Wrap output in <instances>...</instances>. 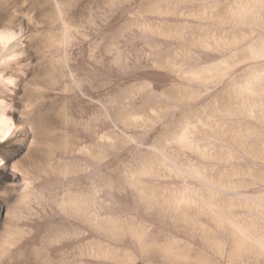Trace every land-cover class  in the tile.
I'll use <instances>...</instances> for the list:
<instances>
[{
  "label": "bare ground",
  "instance_id": "6f19581e",
  "mask_svg": "<svg viewBox=\"0 0 264 264\" xmlns=\"http://www.w3.org/2000/svg\"><path fill=\"white\" fill-rule=\"evenodd\" d=\"M0 264H264V0H0Z\"/></svg>",
  "mask_w": 264,
  "mask_h": 264
},
{
  "label": "clouds",
  "instance_id": "9594fccd",
  "mask_svg": "<svg viewBox=\"0 0 264 264\" xmlns=\"http://www.w3.org/2000/svg\"><path fill=\"white\" fill-rule=\"evenodd\" d=\"M16 37L10 33L6 32L4 30H0V57H4L5 59H11L10 56H5V53L7 52L8 45L15 39Z\"/></svg>",
  "mask_w": 264,
  "mask_h": 264
},
{
  "label": "rangeland",
  "instance_id": "374dc122",
  "mask_svg": "<svg viewBox=\"0 0 264 264\" xmlns=\"http://www.w3.org/2000/svg\"><path fill=\"white\" fill-rule=\"evenodd\" d=\"M0 147L3 149V151L10 152L12 150L17 149L19 146H17L13 141H8L7 139H4L0 141ZM4 173L5 172L0 165V180L2 176H4Z\"/></svg>",
  "mask_w": 264,
  "mask_h": 264
},
{
  "label": "snow or ice",
  "instance_id": "6c2138e0",
  "mask_svg": "<svg viewBox=\"0 0 264 264\" xmlns=\"http://www.w3.org/2000/svg\"><path fill=\"white\" fill-rule=\"evenodd\" d=\"M4 163V161H0V164H3Z\"/></svg>",
  "mask_w": 264,
  "mask_h": 264
}]
</instances>
